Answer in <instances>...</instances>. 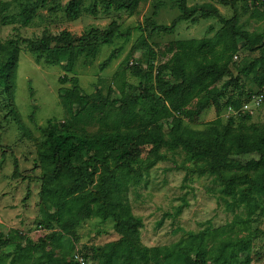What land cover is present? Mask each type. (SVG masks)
Masks as SVG:
<instances>
[{
	"label": "trees",
	"instance_id": "16d2710c",
	"mask_svg": "<svg viewBox=\"0 0 264 264\" xmlns=\"http://www.w3.org/2000/svg\"><path fill=\"white\" fill-rule=\"evenodd\" d=\"M16 1L0 0V11ZM83 1L69 0L65 9L68 19L79 18ZM100 1L133 12L141 0ZM217 1L231 5L234 14L224 17L211 2L189 5L187 0H177L180 13L170 24L156 22L157 10L147 16L139 28L150 36L170 33L179 21H196L198 16H216L222 25L212 37L171 40L157 50L149 47L148 68H141L139 63L131 68L141 78L140 91L125 94L122 88L119 97L112 96L111 88L105 95L84 92L74 72L79 58L97 56L100 43L96 38L112 43L120 27L116 20L107 28L92 27L81 34L46 29L36 38L20 32L0 38V90L4 89L10 99L23 43L37 62L57 64L65 71L59 78L61 84L71 82L59 92L69 117L49 118L41 127L42 136L36 138L40 182L37 226L42 232L34 239L17 228L0 229V264H76V250L90 264L251 263L254 240L264 233L251 226L253 215L263 208L264 201V122H249L250 113L242 112L253 93L241 79L252 70L264 99V51L259 59L245 65L239 66L234 59L243 48H262L264 30L251 32L242 27L237 0ZM243 1L264 5V0ZM36 9L35 3L23 7L20 13L24 26ZM6 17L5 23L9 22ZM117 52L114 48L100 67L109 65ZM168 53L171 55L166 57ZM211 107L216 117L204 127L188 124ZM226 108L238 114L224 121L221 113ZM91 123L98 124L96 130H89ZM164 148L186 154L188 173L213 176L225 204L241 207V212L220 225L206 220L202 228L169 244H143V220L133 212L128 192L158 161L168 159ZM12 175H22L17 158ZM96 216L111 218L119 236L77 249L78 227Z\"/></svg>",
	"mask_w": 264,
	"mask_h": 264
},
{
	"label": "rangeland",
	"instance_id": "374dc122",
	"mask_svg": "<svg viewBox=\"0 0 264 264\" xmlns=\"http://www.w3.org/2000/svg\"><path fill=\"white\" fill-rule=\"evenodd\" d=\"M176 1L141 0L136 9L130 12L124 7H108L100 0H84L82 14L78 19L70 20L65 12L69 0H18L6 11H0V38L4 40L16 36L17 32L24 37L36 38L46 29L52 33L68 29L81 34L92 27L107 28L112 20H116L120 27L112 43H103L101 38H96L100 43L97 56L93 59L79 58L74 69L76 74H68H75L79 78L86 93L99 91L105 95L111 88L112 96L119 97L122 88L125 94L140 91L141 78L134 75L131 68L136 63L141 68H148L150 48L157 50L171 40L212 37L221 28L222 24L216 16H198L196 21L183 19L172 32H156L151 36L147 35L148 31L139 28L155 10L156 22L170 24L180 13ZM203 2L215 4L226 18L234 14L231 5L217 0H187L189 5ZM34 3L37 5L34 16L24 26L20 12L24 6ZM237 11L244 29L251 32L264 30V5L237 0ZM4 15L9 22H4ZM144 35L146 43L143 41ZM114 48L118 49L116 57L101 68V62ZM262 51L264 46L253 51L243 48L234 60L239 66L245 65L259 59ZM170 55L168 53L166 57ZM153 62L157 63V60ZM64 73L57 64L37 62L35 55L23 43L14 76L13 99L4 89L0 90V229L3 231L17 228L34 239L42 232L37 226L40 182L37 178L39 168L35 162L36 138L42 136L41 127L46 125L49 118L63 120L69 117L59 96L60 89L71 83L68 81L64 85L59 82ZM249 74L243 75L241 80L253 95L248 107L242 106V112L250 113L249 122L263 123L264 99L260 103L254 101L258 96L254 94H260V91L252 78L253 71L250 70ZM261 92H264V87ZM12 108L16 112H12ZM232 114L238 113L226 108L221 117L226 121ZM215 117L216 111L211 107L199 119L188 124L202 128ZM162 123L167 128V122L162 120ZM97 127V123L88 125L89 130H96ZM163 150L167 152L168 159L158 161L128 192L133 212L143 220V244H169L190 231L202 228L206 220L220 225L241 212V207H228L225 204L213 176L188 173L185 166L189 165V161L184 152ZM15 158L22 173L17 177L12 175ZM251 226L264 231V201L263 208L253 215ZM118 236L111 218L90 217L78 227L75 247L79 249L83 244H103ZM250 264H264V233L254 240Z\"/></svg>",
	"mask_w": 264,
	"mask_h": 264
},
{
	"label": "built area",
	"instance_id": "2783aa9c",
	"mask_svg": "<svg viewBox=\"0 0 264 264\" xmlns=\"http://www.w3.org/2000/svg\"><path fill=\"white\" fill-rule=\"evenodd\" d=\"M263 100V94H260L254 98V101L256 103H260ZM248 107V104L245 105V107ZM74 260L76 264H90V262L86 259L83 253H81L79 250H76L74 252Z\"/></svg>",
	"mask_w": 264,
	"mask_h": 264
}]
</instances>
